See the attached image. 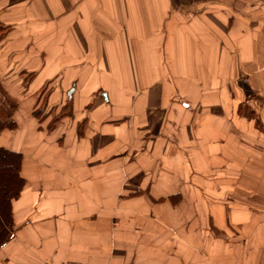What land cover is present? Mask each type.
Returning a JSON list of instances; mask_svg holds the SVG:
<instances>
[{
	"label": "crops",
	"instance_id": "crops-1",
	"mask_svg": "<svg viewBox=\"0 0 264 264\" xmlns=\"http://www.w3.org/2000/svg\"><path fill=\"white\" fill-rule=\"evenodd\" d=\"M0 24V264H264V0H0Z\"/></svg>",
	"mask_w": 264,
	"mask_h": 264
},
{
	"label": "trees",
	"instance_id": "trees-1",
	"mask_svg": "<svg viewBox=\"0 0 264 264\" xmlns=\"http://www.w3.org/2000/svg\"><path fill=\"white\" fill-rule=\"evenodd\" d=\"M179 2V1H178ZM5 33V27L0 24V39ZM35 114L39 115L38 112ZM64 113L56 116L52 121H57ZM3 128L0 122V130ZM19 155L9 152L5 149H0V246L5 242V237L8 235L7 225L10 216V199L18 194L22 185V179L19 176ZM4 170H10L9 177L2 176Z\"/></svg>",
	"mask_w": 264,
	"mask_h": 264
},
{
	"label": "rangeland",
	"instance_id": "rangeland-1",
	"mask_svg": "<svg viewBox=\"0 0 264 264\" xmlns=\"http://www.w3.org/2000/svg\"><path fill=\"white\" fill-rule=\"evenodd\" d=\"M179 1V3H184L186 0H178ZM10 173H11V171L10 170H4V172H2V176H4V177H9V175H10ZM1 177V176H0Z\"/></svg>",
	"mask_w": 264,
	"mask_h": 264
}]
</instances>
